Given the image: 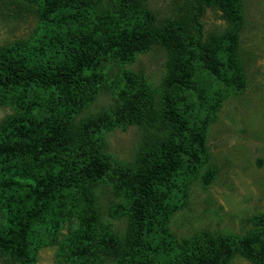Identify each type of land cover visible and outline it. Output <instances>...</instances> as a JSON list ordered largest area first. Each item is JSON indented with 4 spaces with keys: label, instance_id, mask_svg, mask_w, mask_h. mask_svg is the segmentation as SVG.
<instances>
[{
    "label": "trees",
    "instance_id": "obj_1",
    "mask_svg": "<svg viewBox=\"0 0 264 264\" xmlns=\"http://www.w3.org/2000/svg\"><path fill=\"white\" fill-rule=\"evenodd\" d=\"M2 1L36 5L40 27L29 40L0 46V105L14 109L0 122V259L33 264L69 223L54 242L60 264H263L264 216L245 235L201 231L179 242L169 229L205 162L210 83L234 85V48L205 35L200 17L217 8L233 21L235 0H185L163 21L150 0ZM153 46L166 56L158 87L123 68ZM115 68L123 84L108 87L114 103L78 117ZM127 126L142 132L128 163L109 155L103 140ZM212 178L206 173L203 183ZM100 188L117 200L109 215L126 219L122 234L98 222ZM80 200L81 223L72 229Z\"/></svg>",
    "mask_w": 264,
    "mask_h": 264
},
{
    "label": "rangeland",
    "instance_id": "obj_2",
    "mask_svg": "<svg viewBox=\"0 0 264 264\" xmlns=\"http://www.w3.org/2000/svg\"><path fill=\"white\" fill-rule=\"evenodd\" d=\"M185 0H150L149 8L159 21L175 14ZM236 17L233 21L217 8H205L200 17L205 35L223 38L231 45L234 66V85L228 88L210 83L209 102L213 113L204 132L202 147L205 162L200 165L190 182L186 205L170 220L169 229L181 242L195 233L245 235L255 228L257 217L264 216V0H235ZM21 7H24L20 13ZM36 5L25 1L0 2V46L15 41L29 40L36 35L39 17ZM165 51L153 46L138 54L124 70L143 78L158 87L165 75ZM121 68L107 76L94 100L83 108L78 117L96 114L114 103L109 85L119 82ZM14 114L10 105H0V122ZM106 152L121 162H131L141 144L142 132L135 126L119 127L104 136ZM212 173V179L203 183V176ZM95 205L99 210L98 222L122 234L125 218L109 215V207L116 202L106 189L94 191ZM83 201L72 213L77 228L81 221ZM3 218L0 212V226ZM69 223L63 224L58 242L68 233ZM40 237L46 232L37 227ZM37 249L33 264H60L57 243ZM0 264H5L0 259ZM230 264H255L235 258ZM264 264V263H263Z\"/></svg>",
    "mask_w": 264,
    "mask_h": 264
}]
</instances>
